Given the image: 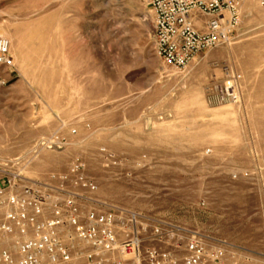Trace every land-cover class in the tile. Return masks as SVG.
Masks as SVG:
<instances>
[{
    "label": "rangeland",
    "instance_id": "374dc122",
    "mask_svg": "<svg viewBox=\"0 0 264 264\" xmlns=\"http://www.w3.org/2000/svg\"><path fill=\"white\" fill-rule=\"evenodd\" d=\"M261 1L245 2L230 45L181 72L156 54L140 0H0L14 61L0 68V181L44 183L79 157L100 201L145 217L128 264L152 250L177 264H264ZM230 82L235 102L219 103ZM53 135L66 145L49 149Z\"/></svg>",
    "mask_w": 264,
    "mask_h": 264
},
{
    "label": "built area",
    "instance_id": "2783aa9c",
    "mask_svg": "<svg viewBox=\"0 0 264 264\" xmlns=\"http://www.w3.org/2000/svg\"><path fill=\"white\" fill-rule=\"evenodd\" d=\"M140 1L152 14L156 54L183 72L200 55L232 43L247 0ZM13 64L9 42L0 38V68ZM237 87L230 82L216 88L215 100L235 102ZM68 136L75 138L77 130L69 129ZM66 142L53 135L45 145L58 149ZM139 221L145 217L97 198V185L79 157L44 183L12 174L0 181V264H128L141 243L131 232ZM153 229L160 241V228ZM122 234L129 237L120 243ZM168 258L148 251L146 264H177Z\"/></svg>",
    "mask_w": 264,
    "mask_h": 264
}]
</instances>
